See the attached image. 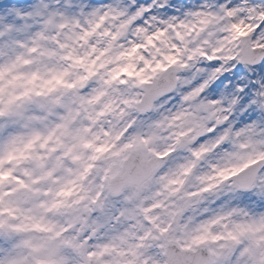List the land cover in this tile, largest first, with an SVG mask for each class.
Segmentation results:
<instances>
[{
	"label": "clouds",
	"instance_id": "obj_1",
	"mask_svg": "<svg viewBox=\"0 0 264 264\" xmlns=\"http://www.w3.org/2000/svg\"><path fill=\"white\" fill-rule=\"evenodd\" d=\"M0 264H264V0H0Z\"/></svg>",
	"mask_w": 264,
	"mask_h": 264
}]
</instances>
